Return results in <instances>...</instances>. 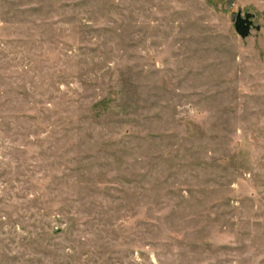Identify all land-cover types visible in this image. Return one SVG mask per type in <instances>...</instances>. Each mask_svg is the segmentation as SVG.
Returning a JSON list of instances; mask_svg holds the SVG:
<instances>
[{
	"label": "rangeland",
	"instance_id": "obj_1",
	"mask_svg": "<svg viewBox=\"0 0 264 264\" xmlns=\"http://www.w3.org/2000/svg\"><path fill=\"white\" fill-rule=\"evenodd\" d=\"M0 264H264V0H0Z\"/></svg>",
	"mask_w": 264,
	"mask_h": 264
},
{
	"label": "water",
	"instance_id": "obj_2",
	"mask_svg": "<svg viewBox=\"0 0 264 264\" xmlns=\"http://www.w3.org/2000/svg\"><path fill=\"white\" fill-rule=\"evenodd\" d=\"M252 25L253 22L250 13H246L244 17L238 14L234 21L235 30L241 37H246L249 35Z\"/></svg>",
	"mask_w": 264,
	"mask_h": 264
}]
</instances>
